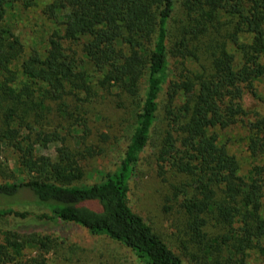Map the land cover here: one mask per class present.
Returning a JSON list of instances; mask_svg holds the SVG:
<instances>
[{"label": "trees", "instance_id": "1", "mask_svg": "<svg viewBox=\"0 0 264 264\" xmlns=\"http://www.w3.org/2000/svg\"><path fill=\"white\" fill-rule=\"evenodd\" d=\"M37 2L0 0V142L16 169L35 175L0 182V200L25 195L49 208L40 219L106 237L139 264H183L128 199L134 168L163 120L156 166L163 178L168 171L185 177L170 185L169 197L185 218V248L212 264H246L250 252L264 262V117L244 123L241 104L245 91L264 103V0H43L52 30L42 48L27 49L7 14ZM189 57L200 73L190 78L187 69L169 80L170 60L181 71ZM103 93L132 103L133 132L113 172L76 184L84 173L59 132L45 134L57 145L56 160L35 156L39 127L57 113L86 133L69 104L89 110ZM235 128L249 134L253 163L246 173L220 142L218 132ZM4 216L27 214L10 207L0 210ZM27 237L5 231L0 264H46L49 238ZM26 245L38 252L22 261Z\"/></svg>", "mask_w": 264, "mask_h": 264}, {"label": "rangeland", "instance_id": "2", "mask_svg": "<svg viewBox=\"0 0 264 264\" xmlns=\"http://www.w3.org/2000/svg\"><path fill=\"white\" fill-rule=\"evenodd\" d=\"M42 5L43 0H38L30 8L17 7L7 14L10 26L27 49L42 48L46 35L52 30V24L42 13ZM174 7V13L179 15V3L176 2ZM201 63L204 61L201 60ZM186 67L180 71L183 65H178L175 59L170 60L168 79H172L176 74L179 76L178 74L186 72L187 69H189V77L194 78L201 70L198 64L193 62L192 57L186 61ZM259 88L261 90V87ZM115 93L118 94V92ZM118 100V96L109 97L107 93H103L96 98L98 102L93 105L94 108L90 107L89 110L86 104L82 109L73 108L74 104L70 106L68 101V112L78 117L76 124L86 125V133L82 127H71L72 118L63 117L57 113H52L51 116L49 114L50 124L47 117L43 127H39L44 135L37 142L35 156L49 158L51 161L56 160L57 145L49 142L45 134L59 132L60 136L66 137L65 143L75 155L84 173L76 184L90 185L103 180L106 174L117 168L119 158L134 128L132 103L121 98L120 102L123 105H120ZM139 102L140 99L135 103L136 108ZM166 102L167 98L162 93L160 117L164 115ZM241 104L246 111L243 117L244 123L257 117H264V103L254 98L249 92H244ZM165 129V122L161 120L151 131L150 140L141 153L129 181V206L163 238L181 258L183 264H212L204 261L197 251L185 248L183 235L185 218L177 206L178 202L175 199H169L172 197L170 185L181 183L185 177L176 175L173 171H168L164 178L158 176L156 155ZM218 133L220 142H227L230 153L235 154L239 161L241 172L246 173L253 163V159L245 148L249 134L243 128L228 129ZM101 135L106 138L102 139ZM89 152H92L94 156H89ZM3 167L6 172L1 173ZM16 167L15 156L0 142V182L14 179L26 180L35 176L34 173L21 168L16 169ZM10 207L18 212L26 213L27 216L0 218V243L5 231L21 235L23 239L28 238V235L48 237L50 244H48L47 252L44 253L46 264H139L131 251L117 242L93 235L79 226L60 227L53 222L40 219V215L49 214V208L25 195L17 201L0 200V210ZM210 226L211 224L207 227V231ZM36 252L38 251L26 245L22 250V261L31 259ZM246 264H264V262L255 253L250 252Z\"/></svg>", "mask_w": 264, "mask_h": 264}]
</instances>
